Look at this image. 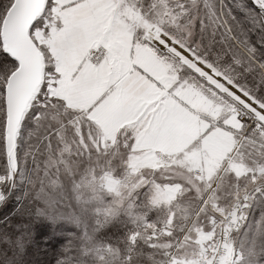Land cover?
<instances>
[{"label":"snow or ice","instance_id":"obj_1","mask_svg":"<svg viewBox=\"0 0 264 264\" xmlns=\"http://www.w3.org/2000/svg\"><path fill=\"white\" fill-rule=\"evenodd\" d=\"M72 46L96 81L91 99L66 83L61 58ZM134 72L147 81H136L135 91L127 84ZM177 118L190 133L182 146L150 151L154 133ZM0 120V209L17 193L10 211H0V264H107L101 210L90 225L87 207L64 205L46 188L34 195L32 169L44 175L49 151L86 182L120 163L135 173L132 209L137 190L147 195L155 184L146 170L199 172L191 161L205 137H264V0H0ZM161 202L157 186L151 203ZM128 215L121 264H264V183L210 218L192 258L156 260L172 245L158 244L154 226L148 234Z\"/></svg>","mask_w":264,"mask_h":264},{"label":"rangeland","instance_id":"obj_2","mask_svg":"<svg viewBox=\"0 0 264 264\" xmlns=\"http://www.w3.org/2000/svg\"><path fill=\"white\" fill-rule=\"evenodd\" d=\"M37 47L39 48L40 45H37ZM76 67L77 63H75V66H71L68 78H65V80L69 84V88L72 86V90L70 91L81 95L82 90L75 91V84L77 83ZM201 87L204 88L207 95H215L211 89L203 85ZM90 90V87H88L86 93L90 94ZM87 98L91 99V96H87ZM130 127H135V125ZM231 134L233 137L227 141L228 152L223 155V159H219V161L214 163V170L209 172L210 174L208 175H206L205 170L196 168L198 167L197 165L193 167L199 169V172L189 171L180 166H170L155 171L165 172V175L170 178L169 182H171V184L169 182L159 184L154 180L155 184L151 185V189L153 190L151 195H154L156 187L159 186L166 199V204L161 202L160 205H164L171 210L170 212L168 211L167 219L163 222V225L158 229L154 228L156 236L157 238L163 235L166 236L165 232L175 233V235L181 232L178 239L174 242L172 250L163 249L166 252L169 250L170 253L169 257H165V261L177 257L180 259L185 257L192 258L193 254L198 251L196 243L198 234L202 233L204 229L210 228V218H218L223 212L231 210L237 195H242L254 183H264V137L257 139L252 134L248 137H245L242 133ZM173 146L175 147V144ZM46 155L48 158L43 162L44 168L41 169L44 175H35L36 169H32L34 170V176L31 186H35V194H42L50 181H53L52 186H54L55 183L57 184V182L62 180L66 187V196H69V201L77 207H84L85 203L83 201H85L88 195L93 198V202L96 200L94 197L99 199L98 206L101 205V202L103 203V198H100L101 194L99 193V188H97L99 184H101V188L107 196L113 197L114 204H117L116 201L123 203L124 198H126L124 193L119 192V187L122 186L119 184L118 179L112 175L111 170L105 172L99 178L89 173V181L86 182L82 176L73 179L76 171L71 170L73 166L66 163L61 164L59 154L54 158L49 151L46 152ZM163 159L167 160L168 157L164 156ZM235 168L239 169V175L235 174ZM148 172L152 171L146 170L145 174ZM58 173L61 174L57 176ZM198 175L203 176V180L198 179ZM171 178L176 180L177 183L171 181ZM25 179L27 180V176ZM38 181L42 182L40 187L36 186V182ZM134 182L135 173H128V182L122 185L125 186V189H129V186ZM173 185L183 187H181L178 195L169 196L164 192V187ZM98 206L91 204L90 208L96 209ZM255 209L256 207L251 209L252 215ZM175 225L178 226L177 229ZM151 232L152 230L149 234ZM158 242L161 241L157 240ZM183 245H187V247L184 252H180V247ZM114 261L115 259H112V262Z\"/></svg>","mask_w":264,"mask_h":264},{"label":"trees","instance_id":"obj_3","mask_svg":"<svg viewBox=\"0 0 264 264\" xmlns=\"http://www.w3.org/2000/svg\"><path fill=\"white\" fill-rule=\"evenodd\" d=\"M0 123H2V120H0ZM71 170H75V167H71ZM112 171V175L115 176L118 181L119 184H121L122 187H119V192L120 193H124V195H126V198H124L122 206L114 204L113 203V197L112 196H107L106 193L103 192L102 188H101V184L97 185V188H99V193L101 194L100 198H103V203L101 202V205L98 206V198H96V200L93 202V198L88 195L85 199V201H83L85 203L84 207L88 208V213H87V219L89 221V224L91 225V222L93 220H95L97 218V214H96V209L99 208L101 211L99 213V220L101 222H106L105 224V230L100 234V236L98 237V239L105 244V247H111L112 252L109 255L108 253H105V260L107 261V264H121V258L123 257V255L125 254V250L127 248V243L126 242H121V237L124 236L126 230L130 229L132 227L131 225V219L132 217H130L128 215V212L131 211L133 213V216L135 217L136 221H137V228L143 229V228H148V234L149 232L152 230L151 226H154V228H159L163 225V222L167 219V214L168 211H166V206L164 205H153L151 202V197L153 195H151L152 193V189H151V185H149V190L147 195L144 194H140L138 193L137 190V194L140 195V199L135 201L136 203V207L129 209L128 208V189H125V186L122 184H126L128 182V173L127 171L123 168V166L120 163H117L116 165H114V167H112L111 169H109L108 171ZM0 171H2V168H0ZM33 172V176H34V170H32ZM61 173H58L57 176H59ZM165 172L162 171H157V172H148L147 174H145L150 180H155L156 182H158L159 184H164L169 182L170 178L169 176L165 175ZM33 176L31 178V181H33ZM125 177V178H124ZM60 179H62L61 177H59ZM28 179V178H27ZM53 179V178H52ZM30 181V183H31ZM53 185V181H50V183L48 184L47 188L49 190V192L51 193H56L58 197H62V201L61 203H63L64 205H68V204H72L69 201V196L67 197V193L66 192V187L63 184L62 180H60L59 182H57V184L55 183L54 186ZM35 188V186H31L29 187V191H32V189ZM44 188V189H45ZM35 194V191L33 193ZM17 193L16 190H13V199L9 200L8 204L5 205L3 207V209H0V211H10V208L14 202V199L16 197ZM39 196V195H37ZM81 202V201H80ZM82 203V204H84ZM94 204L95 206H98L96 209H91L90 205ZM168 209V208H167ZM105 210H117V214L115 216L112 215H108L107 217L105 216ZM257 213V208L254 210V214ZM251 215L252 212L250 214V219H251ZM147 222V223H145ZM176 229L178 228V226H176ZM181 234V232H180ZM180 234H176L172 233V235L170 237L168 236H159V238L157 240L161 241L158 242V244H171L172 247L170 248L171 250L174 247V242L178 239ZM167 240V241H165ZM165 241V242H164ZM169 241V242H168ZM173 243V244H172ZM157 251L163 253L166 252L163 249H158ZM169 252V250L167 251ZM112 259H115L114 262H112ZM156 260H160V259H165L164 256H160V257H155ZM98 264H104V261H99ZM141 264H145V262H141Z\"/></svg>","mask_w":264,"mask_h":264},{"label":"crops","instance_id":"obj_4","mask_svg":"<svg viewBox=\"0 0 264 264\" xmlns=\"http://www.w3.org/2000/svg\"><path fill=\"white\" fill-rule=\"evenodd\" d=\"M78 56L79 53L75 50V46L70 47L66 50L65 53H62L61 63L64 67L65 78H68V73L71 70V66H75V63H77V67L75 68V72L77 75L75 91L82 90L81 96H91L93 90L96 89V81L93 77H89V75L85 73L83 67L80 65ZM136 81L147 83L141 73L134 72L132 77H127L128 88L135 91L137 87L135 83ZM88 87H90L91 89L90 94L86 93ZM70 90H72V86ZM189 134V130L182 120L178 118L173 119L159 132L154 133V140L148 146V149L151 151L154 148H161L163 150L175 151L177 148H180L182 146L184 138ZM232 137L233 136L231 133H225L219 137H215L212 139L205 137L204 140L199 141V144L197 146H202L203 150L195 153L191 161L192 166L197 165L198 167L196 168L205 170L206 175L210 174L209 172L214 170V163L219 161V159H223V155L228 152L227 141L231 140ZM174 144L175 147L173 146ZM188 147L190 151L193 150L191 146ZM234 172L236 175H239L240 171L239 169L235 168ZM171 181L177 183V181L173 180L172 178ZM169 183L171 184V182ZM181 187L179 185L165 186L164 192H166L169 196H175V194L178 195L180 193ZM182 190H184V188H182Z\"/></svg>","mask_w":264,"mask_h":264},{"label":"water","instance_id":"obj_5","mask_svg":"<svg viewBox=\"0 0 264 264\" xmlns=\"http://www.w3.org/2000/svg\"><path fill=\"white\" fill-rule=\"evenodd\" d=\"M38 55H39V53L37 52V57H38ZM32 83H33V78L32 77H26L25 78V87H31Z\"/></svg>","mask_w":264,"mask_h":264}]
</instances>
